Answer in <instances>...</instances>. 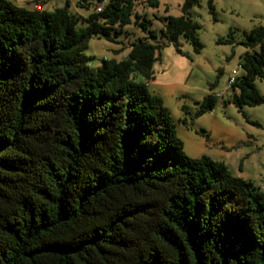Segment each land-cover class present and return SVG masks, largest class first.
<instances>
[{
    "label": "trees",
    "instance_id": "1",
    "mask_svg": "<svg viewBox=\"0 0 264 264\" xmlns=\"http://www.w3.org/2000/svg\"><path fill=\"white\" fill-rule=\"evenodd\" d=\"M198 1L160 31L144 17L145 39L184 37L199 52L189 14ZM137 2L109 0L98 12L97 0L82 24L69 4L0 0V264H264V191L222 161L186 154L148 87L161 45L133 42L125 59L90 65V40L122 33ZM242 44V72L223 100L240 109L264 103L255 84L264 26ZM221 98L207 94L193 116Z\"/></svg>",
    "mask_w": 264,
    "mask_h": 264
},
{
    "label": "rangeland",
    "instance_id": "2",
    "mask_svg": "<svg viewBox=\"0 0 264 264\" xmlns=\"http://www.w3.org/2000/svg\"><path fill=\"white\" fill-rule=\"evenodd\" d=\"M15 1L22 4V0ZM79 1L71 0L63 6L69 4V11L81 17L82 24H87V19L96 12L97 0H88L83 6ZM185 1L161 0L158 8H152L146 0H138L131 24L122 33L113 34L112 39L92 38L85 54L90 58V65L98 67L102 59H125L133 42L146 40L160 44L154 70L163 95L149 90L169 109L186 154L222 161L232 174L252 181L264 191V103L240 109L223 102L232 93L229 80L234 70L238 74L242 72L240 58L248 50L242 44L245 32L264 26V0H199L189 12L199 25L198 37L203 45L199 52L184 37L177 42L161 37L158 42L145 39L148 34L140 23L144 17L151 21L150 29L160 31L168 16L184 14ZM35 3L45 6L48 0L25 1L26 6ZM231 33L234 41L223 42L230 39ZM135 78L143 79L141 75ZM255 84L264 94V79H257ZM211 92L224 93L223 98L214 110L194 117L198 102ZM184 106L191 113H185Z\"/></svg>",
    "mask_w": 264,
    "mask_h": 264
},
{
    "label": "crops",
    "instance_id": "3",
    "mask_svg": "<svg viewBox=\"0 0 264 264\" xmlns=\"http://www.w3.org/2000/svg\"><path fill=\"white\" fill-rule=\"evenodd\" d=\"M13 1L16 2L15 0H13ZM25 1L26 0H22V4L18 3V2H16V3L19 4V5H22L24 7H27L29 9H33L34 5L26 6L25 5ZM69 1H71V0H48V3H46L45 6L44 5H42V6H43V9L51 11V10H54L55 8H57V7H64L63 6L64 3L65 2L68 3ZM156 80H157V77L155 76V78L152 81L149 82L148 87L152 90L153 93L162 94V92H161L162 90H161V88L159 86H157L158 81H156Z\"/></svg>",
    "mask_w": 264,
    "mask_h": 264
},
{
    "label": "built area",
    "instance_id": "4",
    "mask_svg": "<svg viewBox=\"0 0 264 264\" xmlns=\"http://www.w3.org/2000/svg\"><path fill=\"white\" fill-rule=\"evenodd\" d=\"M108 2H109V0H98L97 11L98 12L103 11V8L105 7V5H107ZM33 8L36 9V10H42L43 9V6H42L41 3H35L34 6H33ZM237 75H238V70H234L233 76L229 80V86H231V84L234 83ZM217 95L219 97H222L224 95V93H218Z\"/></svg>",
    "mask_w": 264,
    "mask_h": 264
}]
</instances>
